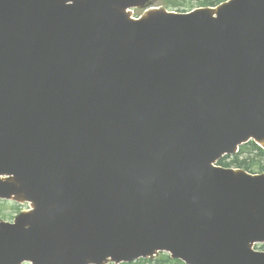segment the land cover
I'll return each instance as SVG.
<instances>
[{
  "label": "water",
  "instance_id": "water-1",
  "mask_svg": "<svg viewBox=\"0 0 264 264\" xmlns=\"http://www.w3.org/2000/svg\"><path fill=\"white\" fill-rule=\"evenodd\" d=\"M146 1L0 0V264H264V174L212 165L264 146V0Z\"/></svg>",
  "mask_w": 264,
  "mask_h": 264
},
{
  "label": "trees",
  "instance_id": "trees-1",
  "mask_svg": "<svg viewBox=\"0 0 264 264\" xmlns=\"http://www.w3.org/2000/svg\"><path fill=\"white\" fill-rule=\"evenodd\" d=\"M170 1L172 3V6H178L181 5L182 0H179L180 2L178 0H170ZM222 1L224 0H202L200 1V3H204L205 5H208V4L220 3ZM244 153L245 155L243 157H240ZM263 159H264V150L254 142H250L249 144L242 146L240 153L235 155L232 161L227 162L226 159H224L221 161V163H223L226 166L235 165L237 167H244L249 170H255L256 168L264 170ZM123 264H184V263L180 260L172 259L167 254H161L159 257L155 258L154 260L140 259L131 263H123Z\"/></svg>",
  "mask_w": 264,
  "mask_h": 264
},
{
  "label": "rangeland",
  "instance_id": "rangeland-1",
  "mask_svg": "<svg viewBox=\"0 0 264 264\" xmlns=\"http://www.w3.org/2000/svg\"><path fill=\"white\" fill-rule=\"evenodd\" d=\"M179 1V0H178ZM201 0H182L181 5H178L179 7L181 6V9H189V7H199ZM180 2V1H179ZM152 5L156 7H168L165 4V0H155ZM133 13L135 16H139L144 13L142 9H134ZM29 209V204L24 203L23 205H19L13 201H6V200H1L0 201V218L1 219H11L15 215L19 213V211L27 210Z\"/></svg>",
  "mask_w": 264,
  "mask_h": 264
}]
</instances>
